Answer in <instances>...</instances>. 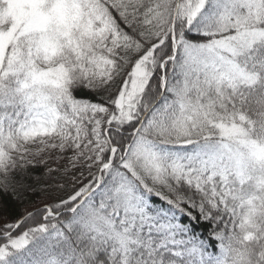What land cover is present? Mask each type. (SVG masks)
I'll list each match as a JSON object with an SVG mask.
<instances>
[{
	"label": "snow or ice",
	"instance_id": "1",
	"mask_svg": "<svg viewBox=\"0 0 264 264\" xmlns=\"http://www.w3.org/2000/svg\"><path fill=\"white\" fill-rule=\"evenodd\" d=\"M0 264H264V0H0Z\"/></svg>",
	"mask_w": 264,
	"mask_h": 264
}]
</instances>
